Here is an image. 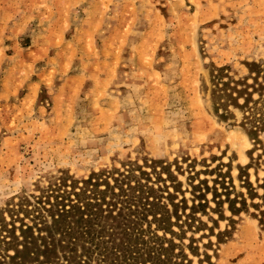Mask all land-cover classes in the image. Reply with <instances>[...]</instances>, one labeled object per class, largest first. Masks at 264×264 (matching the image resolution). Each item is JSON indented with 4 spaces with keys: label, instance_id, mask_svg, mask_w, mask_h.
I'll return each mask as SVG.
<instances>
[{
    "label": "rangeland",
    "instance_id": "374dc122",
    "mask_svg": "<svg viewBox=\"0 0 264 264\" xmlns=\"http://www.w3.org/2000/svg\"><path fill=\"white\" fill-rule=\"evenodd\" d=\"M120 188L194 205L191 264H264V0H0V214Z\"/></svg>",
    "mask_w": 264,
    "mask_h": 264
},
{
    "label": "trees",
    "instance_id": "16d2710c",
    "mask_svg": "<svg viewBox=\"0 0 264 264\" xmlns=\"http://www.w3.org/2000/svg\"><path fill=\"white\" fill-rule=\"evenodd\" d=\"M255 67L263 73L262 65ZM240 84L241 89L228 92V106L253 110L248 107L254 102L249 86ZM123 192L113 191L112 203L105 202V191L93 194L95 201L75 191L67 193L75 201L55 196L50 202L53 197L46 194L36 198V204L25 199L10 206L0 214V264H191L183 248L182 225L192 219L194 205L180 222L174 202L173 212L159 200H149L153 196L123 195L124 200L116 202ZM187 247L198 256L192 244Z\"/></svg>",
    "mask_w": 264,
    "mask_h": 264
}]
</instances>
